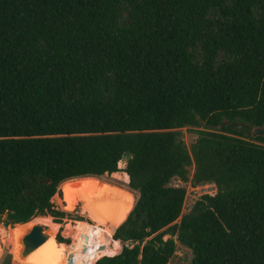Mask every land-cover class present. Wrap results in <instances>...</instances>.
Wrapping results in <instances>:
<instances>
[{"label": "trees", "instance_id": "obj_1", "mask_svg": "<svg viewBox=\"0 0 264 264\" xmlns=\"http://www.w3.org/2000/svg\"><path fill=\"white\" fill-rule=\"evenodd\" d=\"M227 119L264 123V0H0V223H60L62 181L129 155L122 250L93 264H169L177 241L192 264H264V136ZM192 165L217 192L181 216Z\"/></svg>", "mask_w": 264, "mask_h": 264}, {"label": "rangeland", "instance_id": "obj_2", "mask_svg": "<svg viewBox=\"0 0 264 264\" xmlns=\"http://www.w3.org/2000/svg\"><path fill=\"white\" fill-rule=\"evenodd\" d=\"M124 15L125 13H123V16ZM198 129L200 130L202 127L188 126L180 129V132L182 133L181 137L188 148H190V146L196 141L198 137ZM128 156L129 155L123 157L125 166H119L120 170L117 171V173H106L102 176H99V180L104 183L103 192H100V195L95 197L93 202L91 201L89 204L84 197L78 196L74 205H69L59 185L58 192L54 195L52 200L58 209L66 213V216L60 223L55 222L53 217L49 215H44L46 217L44 220L36 218L39 216L42 217L43 215L34 217L27 224H24L25 227H23V229L20 223L13 225H5L4 223H0V245L2 246L0 264H8L9 260L11 264H30L27 262V258H22L19 255L21 248L19 239L24 234L25 230L31 225L36 222L46 221L49 219H53V221L59 225V228L64 226L65 229L72 235V241L69 245L73 251V254L70 260L64 261L65 263L62 262V264H93L96 259L103 255H116L118 252L120 253L123 245L119 241L114 242L112 240V236L104 235L103 226L96 224L91 219L89 207L92 206L97 209L104 210L105 213L109 215L116 214L122 206L128 205L130 203L129 198L131 196L134 198L132 207L134 206L138 198V193L129 187L126 176L123 173L126 167ZM189 169L190 179L187 182H183L178 178H174L170 182V185L182 186L186 188V196L181 216L190 211L195 202L200 199L202 195H214L217 192V187L214 183L195 184L192 181L195 166L192 165ZM181 216L178 218L177 222H180ZM87 223L90 225H87ZM15 225H19L20 227H18L17 232L13 234V228ZM77 232H79L80 235L78 238H75ZM93 234L95 235L94 242L89 245L88 240L87 246L84 247V240L87 238V236L90 237ZM169 236L170 235H166L165 239ZM102 246L104 247L101 248ZM8 255L11 256L9 260L7 257ZM193 258V252L177 241L176 251L173 257L170 259L169 264H192Z\"/></svg>", "mask_w": 264, "mask_h": 264}, {"label": "bare ground", "instance_id": "obj_3", "mask_svg": "<svg viewBox=\"0 0 264 264\" xmlns=\"http://www.w3.org/2000/svg\"><path fill=\"white\" fill-rule=\"evenodd\" d=\"M119 166L120 167L125 166L123 159L119 162ZM115 173L117 172H113L112 174ZM123 173L125 174L127 181H129L128 174L125 171H123ZM103 185L104 183H102L99 180V176L86 175V176L70 178L62 181L60 183V189L63 191L64 197L65 199H67L68 204L73 206L78 196L84 197L88 202V204L91 203V201L93 202V199L99 196L100 192H103ZM129 201L130 203L128 205L122 206L116 214H112V215L106 214L104 210L97 209L92 206L89 207L91 219L96 224L103 226L104 235L112 236L117 226L126 219L128 213L132 209L134 198L131 196L129 198ZM36 218L37 219L40 218L41 220H44L46 217L39 216ZM36 223H45L50 225L51 234L49 239L44 244H42L40 247H38L36 250H34L26 257L27 262H29L30 264H56V263L62 264V262L70 260L73 254L71 249L67 247L65 243H58L55 238L56 233L59 230V225L55 223L53 219H49L46 221H39ZM24 224H21L22 229L23 227H25ZM18 227L20 226L19 225L14 226L13 234L17 232ZM30 227H32V225ZM1 255H2V246L0 245V258Z\"/></svg>", "mask_w": 264, "mask_h": 264}, {"label": "water", "instance_id": "obj_4", "mask_svg": "<svg viewBox=\"0 0 264 264\" xmlns=\"http://www.w3.org/2000/svg\"><path fill=\"white\" fill-rule=\"evenodd\" d=\"M223 125L231 126L234 129L243 131L246 135L264 136V123L262 125H254L253 123H245L239 121L223 120L219 127ZM27 223V222H26ZM24 224V223H21ZM51 226L45 223H35L28 228L19 239L21 248L19 255L26 258L30 253L44 244L50 237ZM57 234V233H56ZM102 246L101 248H103Z\"/></svg>", "mask_w": 264, "mask_h": 264}]
</instances>
